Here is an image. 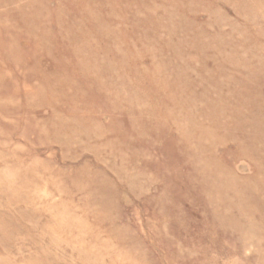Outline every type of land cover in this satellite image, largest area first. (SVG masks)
<instances>
[{"label": "rangeland", "instance_id": "rangeland-1", "mask_svg": "<svg viewBox=\"0 0 264 264\" xmlns=\"http://www.w3.org/2000/svg\"><path fill=\"white\" fill-rule=\"evenodd\" d=\"M0 264H264V0H0Z\"/></svg>", "mask_w": 264, "mask_h": 264}]
</instances>
